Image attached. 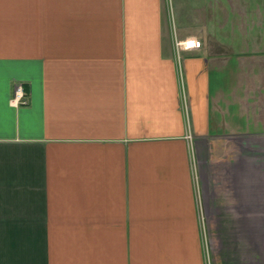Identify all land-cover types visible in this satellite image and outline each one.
<instances>
[{
	"label": "crops",
	"instance_id": "obj_1",
	"mask_svg": "<svg viewBox=\"0 0 264 264\" xmlns=\"http://www.w3.org/2000/svg\"><path fill=\"white\" fill-rule=\"evenodd\" d=\"M258 57L264 0H0V264H264Z\"/></svg>",
	"mask_w": 264,
	"mask_h": 264
},
{
	"label": "rangeland",
	"instance_id": "obj_2",
	"mask_svg": "<svg viewBox=\"0 0 264 264\" xmlns=\"http://www.w3.org/2000/svg\"><path fill=\"white\" fill-rule=\"evenodd\" d=\"M226 69L230 74L229 82H227L225 88H222L219 93L214 96L213 106L217 108L218 105L219 112L223 114L226 122L232 123L234 118L232 107L233 104L239 101L236 97L239 95L243 96L245 91L252 94L251 107L256 108L257 114L254 115L252 113L250 116H252L251 119L253 121L255 120L256 123H259L255 133L257 132L256 137L259 140L257 150L258 154L262 155L259 156V161L261 163V160H264V146H262V144H264V57L244 59L240 66L234 69ZM224 79L225 77L223 74L215 75L213 78V90L221 86ZM243 101L245 104V100ZM235 116L239 117L237 114Z\"/></svg>",
	"mask_w": 264,
	"mask_h": 264
},
{
	"label": "built area",
	"instance_id": "obj_3",
	"mask_svg": "<svg viewBox=\"0 0 264 264\" xmlns=\"http://www.w3.org/2000/svg\"><path fill=\"white\" fill-rule=\"evenodd\" d=\"M176 47L178 52H191L198 50L202 47V41L195 37L188 38H178L176 40ZM11 105L18 107L20 105L27 104L26 94L23 84L18 83L15 87V92L13 98L10 100ZM208 264H211L210 261Z\"/></svg>",
	"mask_w": 264,
	"mask_h": 264
}]
</instances>
